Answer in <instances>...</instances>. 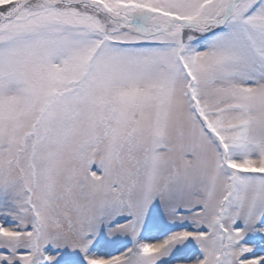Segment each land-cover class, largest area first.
Returning a JSON list of instances; mask_svg holds the SVG:
<instances>
[{
	"label": "snow or ice",
	"instance_id": "obj_1",
	"mask_svg": "<svg viewBox=\"0 0 264 264\" xmlns=\"http://www.w3.org/2000/svg\"><path fill=\"white\" fill-rule=\"evenodd\" d=\"M0 264H264V0H0Z\"/></svg>",
	"mask_w": 264,
	"mask_h": 264
}]
</instances>
